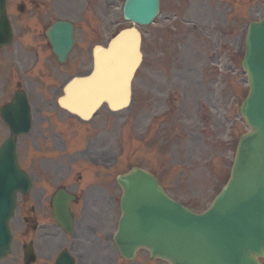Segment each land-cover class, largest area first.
I'll use <instances>...</instances> for the list:
<instances>
[{
  "label": "rangeland",
  "instance_id": "1",
  "mask_svg": "<svg viewBox=\"0 0 264 264\" xmlns=\"http://www.w3.org/2000/svg\"><path fill=\"white\" fill-rule=\"evenodd\" d=\"M77 1L60 6L61 13L67 7L82 17L70 58L74 65L83 56L86 38L106 42L127 24L124 0H87L92 4L76 14ZM263 16L264 0H161L155 22L141 27L147 66L136 79L131 109L110 115L118 116V123L104 115L86 137L100 133L101 150L144 164L173 197L202 210L226 182L238 136L247 130L239 110L249 89L241 67L244 39L250 21ZM95 30L102 31L98 39ZM144 262L167 264L151 260L146 251L132 264ZM0 264L14 263L8 258Z\"/></svg>",
  "mask_w": 264,
  "mask_h": 264
},
{
  "label": "water",
  "instance_id": "2",
  "mask_svg": "<svg viewBox=\"0 0 264 264\" xmlns=\"http://www.w3.org/2000/svg\"><path fill=\"white\" fill-rule=\"evenodd\" d=\"M3 5L0 0V15L5 12ZM159 5L160 0H126L124 15L134 23L148 24ZM72 29L71 23L59 22L50 30L61 60L73 46ZM140 46V33L132 28L121 31L109 48H96L100 68L92 77L75 78L68 85L74 103L69 108L81 112L89 107L86 94L93 98L92 108L102 102L114 109L127 106L131 79L142 61ZM242 66L250 92L241 111L251 130L239 139L229 182L208 210L197 213L172 199L157 178L143 169L133 168L121 176L124 193L116 240L126 258L146 248L152 258L170 264H264L259 260L264 258V18L249 25ZM20 109L8 108L6 117L13 127L17 123L11 115ZM17 133L13 130L0 149V258L10 251L8 223L17 191L28 186L17 166ZM57 213L66 217V206Z\"/></svg>",
  "mask_w": 264,
  "mask_h": 264
},
{
  "label": "flooded vegetation",
  "instance_id": "3",
  "mask_svg": "<svg viewBox=\"0 0 264 264\" xmlns=\"http://www.w3.org/2000/svg\"><path fill=\"white\" fill-rule=\"evenodd\" d=\"M55 3L8 0L14 40L0 49V107L24 89L32 104V129L41 137L39 150L21 162L41 185H34L31 194L19 201V261L24 264L25 248L31 245L33 264H56L63 251L74 257L75 264H118L112 237L120 210L119 159L100 152V133L86 137L96 131L102 118L84 131H72L71 114L57 106L61 87L56 88L55 55L46 30L55 20ZM8 78L13 85L10 90ZM6 130L0 115V131ZM61 187L74 195L71 232L54 217L53 198Z\"/></svg>",
  "mask_w": 264,
  "mask_h": 264
}]
</instances>
